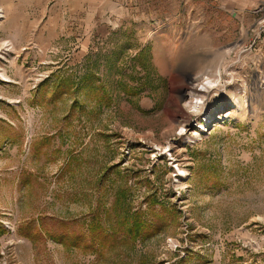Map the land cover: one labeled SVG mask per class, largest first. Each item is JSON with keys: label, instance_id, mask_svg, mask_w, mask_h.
Returning a JSON list of instances; mask_svg holds the SVG:
<instances>
[{"label": "rangeland", "instance_id": "rangeland-1", "mask_svg": "<svg viewBox=\"0 0 264 264\" xmlns=\"http://www.w3.org/2000/svg\"><path fill=\"white\" fill-rule=\"evenodd\" d=\"M263 1L0 0V264H264Z\"/></svg>", "mask_w": 264, "mask_h": 264}, {"label": "trees", "instance_id": "trees-1", "mask_svg": "<svg viewBox=\"0 0 264 264\" xmlns=\"http://www.w3.org/2000/svg\"><path fill=\"white\" fill-rule=\"evenodd\" d=\"M91 75L92 73H89L87 77H83L81 80V84L85 85V83H89L91 86L90 90H95V85L89 82L91 81L89 79ZM69 88V85H67V87H63V84H59L55 87V91H59L60 93L64 94L68 92ZM108 100H110V98H108ZM127 215L129 216L128 210ZM128 216L124 215L123 213L117 215V217L115 216L116 222L119 224L114 226L111 230L112 232L110 236L113 242L117 243L120 240L131 242L138 238H149L151 235L155 234V232L163 229V226L165 224V221H162L161 219H154L153 225L150 228L149 225H144L139 221V219H129Z\"/></svg>", "mask_w": 264, "mask_h": 264}, {"label": "bare ground", "instance_id": "bare-ground-1", "mask_svg": "<svg viewBox=\"0 0 264 264\" xmlns=\"http://www.w3.org/2000/svg\"><path fill=\"white\" fill-rule=\"evenodd\" d=\"M196 80L197 79H192L190 84H189V88H188V92L191 94V95H194L195 93H198L199 95H203L205 94L207 91V89L209 88L206 84L203 85L202 87H204L205 89H198V83H196ZM213 83V80L212 81H209L208 80V84H212ZM198 98V97H197ZM201 99V98H200ZM198 102V101H197ZM202 102V101H201ZM235 102V101H234ZM237 103H239V99L237 100ZM197 104V103H196ZM202 127L204 128V126L202 125ZM206 130V129H205ZM185 171V170H184Z\"/></svg>", "mask_w": 264, "mask_h": 264}, {"label": "built area", "instance_id": "built-area-1", "mask_svg": "<svg viewBox=\"0 0 264 264\" xmlns=\"http://www.w3.org/2000/svg\"><path fill=\"white\" fill-rule=\"evenodd\" d=\"M258 13V22L257 24L260 25V28H264V1L260 4V6L257 8Z\"/></svg>", "mask_w": 264, "mask_h": 264}]
</instances>
